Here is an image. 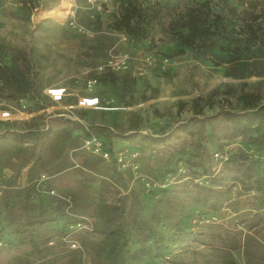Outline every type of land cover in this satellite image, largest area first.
<instances>
[{
	"label": "rangeland",
	"instance_id": "1",
	"mask_svg": "<svg viewBox=\"0 0 264 264\" xmlns=\"http://www.w3.org/2000/svg\"><path fill=\"white\" fill-rule=\"evenodd\" d=\"M121 1L0 0V264H264V193L205 189L229 154L264 159L261 130L234 134L225 119L246 95L264 105V0H243L255 35L240 14L212 49L179 46L169 27L206 0H145L159 13L139 40L109 28ZM207 1L225 18L242 9ZM113 58L127 60L116 84L86 92L82 79ZM83 122L129 148V164L82 148ZM79 218L73 249L63 237Z\"/></svg>",
	"mask_w": 264,
	"mask_h": 264
},
{
	"label": "trees",
	"instance_id": "2",
	"mask_svg": "<svg viewBox=\"0 0 264 264\" xmlns=\"http://www.w3.org/2000/svg\"><path fill=\"white\" fill-rule=\"evenodd\" d=\"M36 2L37 0H25L28 7H35ZM121 3L119 13L114 18L115 20L110 22L109 28L123 31L129 37L137 40L150 37L149 34L159 13V10L154 6L155 4L145 0H123ZM239 4L242 5V9L237 11L236 8H231L228 18L214 13L207 0L187 5L170 20L169 27L173 29L171 35L181 47L212 49L215 47L216 39L225 37L229 32H232V25L235 24L233 19L234 17L238 19L240 14L250 16L251 23L245 21L240 26L245 25L255 35L256 31L252 24L257 22L258 14L248 12L247 8L243 6L246 4L243 0H240ZM252 6L255 7V5ZM229 27L230 29H228ZM219 49L224 50L225 47L220 46ZM97 78L98 85L116 84L117 80V76L113 72L102 73ZM244 98L246 100H244L239 111L226 113L227 123L230 124L234 134H244L249 131L251 126H255L261 130V136H264V105L255 104L251 99V95H246ZM105 141L109 144L108 139ZM186 161L190 163L188 166L194 169L203 167L201 162H195L194 164L188 159ZM207 176L209 186L205 189L216 196H222L230 192L236 183L240 184L243 191L264 193V159L260 155L255 156L244 151L233 152L222 162V166L217 172L208 173ZM56 219L51 218L50 221H60L62 226L69 223L63 222L64 218L62 217L59 220ZM61 230H63L62 227ZM48 241L49 239H45L44 243H48ZM127 243V237L122 236L117 244L116 251L123 249ZM115 258L116 254L114 253L113 261H115ZM173 263L181 264L180 261ZM229 263L234 264L233 261Z\"/></svg>",
	"mask_w": 264,
	"mask_h": 264
},
{
	"label": "built area",
	"instance_id": "3",
	"mask_svg": "<svg viewBox=\"0 0 264 264\" xmlns=\"http://www.w3.org/2000/svg\"><path fill=\"white\" fill-rule=\"evenodd\" d=\"M96 9H101V3L102 0H86ZM127 68V60L126 59H117L113 58L109 60L106 64H103L98 67V71L100 74L105 72H113L116 73L119 70H124ZM83 85L85 87L86 92L92 93L95 87L98 85V78L97 76H89L82 79ZM60 92H55L54 97L61 98ZM85 102L88 104H95L98 102V98L91 96L88 99H85ZM81 143L82 148L89 151L92 155L98 156L102 159H110L111 157L115 160L118 165L122 167H126L131 157H134L135 154H133L129 148L122 147L119 150H113L110 148L109 144L105 141V139L98 135L92 126H90L88 123L83 122L81 127ZM215 156H218V154H215ZM48 175L45 173H41L38 178L37 184L39 185L44 180L48 179ZM2 178L0 174V186ZM52 193L54 191H51ZM0 219H1V210H0ZM81 219H85L82 217ZM80 218L75 221L74 223H71L69 226V231L64 235L63 240L66 242H69V247L76 249L78 248V243L76 240L72 237V235L81 230V229H87L88 225L81 220ZM2 246V240L0 239V247Z\"/></svg>",
	"mask_w": 264,
	"mask_h": 264
},
{
	"label": "bare ground",
	"instance_id": "4",
	"mask_svg": "<svg viewBox=\"0 0 264 264\" xmlns=\"http://www.w3.org/2000/svg\"><path fill=\"white\" fill-rule=\"evenodd\" d=\"M58 12H63L62 7H60V8L58 9Z\"/></svg>",
	"mask_w": 264,
	"mask_h": 264
}]
</instances>
